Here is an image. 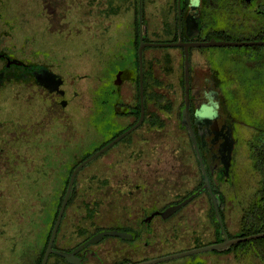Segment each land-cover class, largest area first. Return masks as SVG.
I'll use <instances>...</instances> for the list:
<instances>
[{
  "label": "flooded vegetation",
  "instance_id": "af4514ba",
  "mask_svg": "<svg viewBox=\"0 0 264 264\" xmlns=\"http://www.w3.org/2000/svg\"><path fill=\"white\" fill-rule=\"evenodd\" d=\"M146 1L106 0L100 22L93 20V25L90 26L92 32L98 27H103L106 31L113 23V16H118L122 9L121 16L126 11L132 14V38L125 40L129 43L125 49L130 50L134 56L132 62H128L131 65L127 64L114 77L113 94L117 96L114 120L125 123L123 129L128 127V130L138 122L143 106V120L135 129L138 130L137 133L131 135L135 131L133 130L119 140L118 142L129 138L119 151L139 150L142 142L148 145V151L153 153L148 157L150 152L142 150L138 160L123 167L116 165L118 170L113 172L112 166L117 158L115 156L114 160L108 159V151L115 143L97 156L100 157L99 161L88 169L87 174L82 177L80 174L86 169V165L77 173L73 190L79 178L85 183L100 184V187L94 188L96 197L91 202L96 210L86 227L94 231H90L89 236L77 241L68 249L63 248L66 237L57 236L61 227L65 226L63 220L66 206L53 242V250L71 252L101 231H118L131 235V239L105 236L98 243L86 246L76 254L80 264L139 263L165 256L160 255L166 241L163 240V233L174 232L181 229L183 224L191 223L188 211L192 208H196L197 215L203 213L206 222L203 233L210 235V243L199 242L198 235L192 230L193 237L189 241L193 242V246L186 250L221 242L220 228L216 230L215 224L218 223L211 195L206 188L169 217L160 216L167 207L183 202L200 190L206 180L212 194L219 201L218 213L228 237L231 235L230 230L239 233L255 226L264 232V122L250 121L249 118L244 122L238 117V113L236 115L229 110L228 102H232L237 94L234 83L228 82L222 76L223 71L220 72L214 67L218 57L214 53L213 56L203 54L207 47L189 48V126L183 124L182 119L185 102L184 48L144 47L142 80L138 58L140 34L144 43H194L211 39L234 42L263 41L264 0H158L154 2L155 10L147 9ZM11 3L8 0H0V215L14 216L11 223L15 222L14 225L22 230L32 224L33 215L49 217L51 200L59 199L64 189L67 168L76 167L126 130L113 139L111 137L98 142L92 151L83 154L74 148H68L73 144L80 145L83 141L81 131L77 130V122L83 116L82 113L76 112L73 119L65 117L71 104L76 103L77 109L81 108V97L77 91H72L71 98L67 96L65 75L60 73L62 60L57 61L56 58L48 56V50L44 51L41 46L33 48V39L39 36L40 31L37 29L35 36L33 33L30 35V28H23ZM56 11L60 17L57 20H61H55L51 24L58 30L62 23L66 27L64 20L68 11L65 6L64 9ZM81 22V16L77 15L76 27L80 26ZM44 28L41 26L40 30ZM125 41L121 40L119 46L126 44ZM242 47L257 51L264 46ZM105 48L99 55L105 54L107 57L113 50L111 47ZM167 50L178 51L176 58L180 60L181 66L174 81L175 86L180 89L177 99L180 101L176 102V110L172 113L161 111L163 97L160 93L164 85H167L163 83L162 75L167 72L171 61L166 59ZM258 55L264 60V52H258ZM190 60L194 63L193 66ZM105 61L106 58L92 60L89 70L102 71ZM226 72L229 73L230 70ZM83 77L86 79L89 76ZM235 82L244 89L251 88V93L253 92L248 80ZM100 86L90 88L89 110L94 105V92ZM260 89L261 93H252L253 96L250 94L248 99L251 101L256 96H261L263 108L264 81L261 82ZM8 101L13 102L9 109L3 105ZM55 122L58 128L48 127V124ZM241 128L254 134L251 140H248L246 148L239 146ZM141 129L142 134L138 133ZM162 135H168L172 139L168 172L172 179L169 188L172 200L165 205H162V202L168 192L163 189L167 181L163 177L164 171L161 167L162 153L158 151ZM87 153L91 155L75 165ZM240 169L254 179L244 195L242 184L238 181ZM104 172L107 173L106 176ZM109 172L111 173L108 175ZM118 174L121 175L116 179ZM65 191L66 189L63 197ZM72 195L73 191L70 198ZM81 215H71L74 219L69 222L72 221L74 225ZM226 216L232 218L228 220ZM210 224L214 225L213 231L209 230ZM169 243L172 244V241ZM224 251L212 254L224 258L229 255ZM256 252L255 250L254 256H249L248 262L245 261L246 255L231 254L228 257L233 258L234 264H257ZM203 254L211 253L186 256L189 260L183 264H208V261L201 257ZM50 255L56 254L53 252ZM49 259L50 256L48 261ZM28 261L21 258L19 264ZM216 261L222 264L218 260H213V263L216 264ZM58 264L69 263L62 258Z\"/></svg>",
  "mask_w": 264,
  "mask_h": 264
},
{
  "label": "rangeland",
  "instance_id": "374dc122",
  "mask_svg": "<svg viewBox=\"0 0 264 264\" xmlns=\"http://www.w3.org/2000/svg\"><path fill=\"white\" fill-rule=\"evenodd\" d=\"M105 1L106 0H8V2H12L11 5L16 10L17 16L23 24V28L26 30L30 28V35L33 33L35 36L34 32H36L37 29L40 31L39 36L33 39V48L37 49L41 46V49L44 51L48 50V56L56 58L57 61L62 60L61 62L63 65L60 69V73L65 75L67 96L71 98L72 91H77L78 95L81 97V108L77 109L76 103H73L65 113L66 119H73L76 112L82 113L83 115L77 122V130L81 131L83 141L80 145L73 144L68 147L80 151L81 154L92 151L98 142L110 139L126 126L125 123L116 122L114 120L116 117L114 104L117 102V96L113 94V90L115 89L114 77L127 66L128 62H132L133 60L134 55L130 53V50L128 51L125 49L126 46L128 47L129 45L125 40L129 41L132 38V26L130 25L132 14L130 11H126L123 13L124 15L121 16L122 9L118 16H113V23L106 31H104L103 27H98V29L94 28L92 32L90 26L93 25V20H101ZM156 1L158 0H147L145 3L147 9L155 10L156 6L154 2ZM77 4L80 5L78 9L77 6L79 5ZM75 5L77 6L74 7ZM64 6L65 10L67 9L68 11L64 20L66 27H64L62 23V27L55 30L51 23L57 20V18H60L56 9H64ZM77 15L81 16L82 22L80 26L77 25L76 27L75 17H77ZM60 20L61 19L57 21ZM153 21L152 19V22ZM47 25L50 26L47 27ZM41 26L45 28L40 30ZM121 40L122 42L125 41L126 44L119 46ZM105 47H111V49H113L109 52L107 57H105V54L99 55L102 53V50L106 49ZM261 49L259 48L257 51H254L247 47H207L203 53H214L218 57L213 64L214 67L218 68L220 72L223 71L222 76L228 82L234 83V90L236 91L237 97L232 102H228V107L229 110L236 115L238 113V117L244 122H246L248 118L250 121L264 122V107H261V103L263 102L261 101V96H256L251 101L248 99L250 94L253 96L252 93L259 94L262 91L260 88L261 82L264 81V60L260 59L261 56L258 55V52H264V47ZM165 53L168 54L166 59L169 58L171 61L167 72L162 75L163 83H167V85H164L160 93L163 97L161 101V111L172 113L176 110V105L180 101L177 100L179 99L180 89L175 86L174 81L181 66L180 60L176 58L178 51L167 50ZM165 53L163 52L162 56H164ZM102 58H106L102 71L89 70V64L92 60H99ZM51 60L52 59H50V61ZM190 62L193 66L194 63L191 60ZM70 64H72L71 66L74 68H72ZM260 65L262 66L260 67ZM163 67L164 66H162V68ZM228 70H230L229 73L226 72ZM84 75H88L89 77L85 79V77H83ZM236 80H240L241 83L243 80H248V84L252 86L253 92L251 93V88L244 89L238 86L235 82ZM71 84L72 87H70ZM97 85L101 86L94 92V105L93 108L89 110L90 105L88 96L90 88L92 87L93 89L95 86L97 87ZM3 105L9 109L13 106V102L8 101L6 105ZM8 109L7 111L9 112ZM48 127L58 128V124L56 122L54 124L50 123ZM242 129L243 128L239 130V146L241 148H246L248 140H251L254 134L249 130L243 131ZM137 131L138 130H135L131 135L137 133ZM138 133L142 134L143 130L141 129ZM2 134L5 133L2 132ZM128 139L129 138L125 141ZM171 140L170 136L162 135L160 139L161 147L158 150L162 153L161 167L164 171L163 177L167 181V185L163 191L168 192V195L164 196L162 205L172 200L171 193H169L172 179L168 173L170 170L171 155L169 149ZM125 141L116 143L108 151L110 153L108 159L114 160L113 157L115 156L117 158L115 164L112 166L113 172L118 170V167H115L116 165L123 167L125 164L138 160L142 150L146 153L150 152L148 151V145H144L142 142L138 147L139 150L134 149L121 152L119 149L123 148ZM152 144L154 143L152 142ZM117 151H119V153ZM115 152L116 154H114ZM152 153L151 151L148 157H151ZM99 159L100 157H97L90 161L85 166L86 169L80 173L81 177L87 174L88 169L96 165ZM245 172L246 171L243 169H240V178L238 179L242 184V195L246 193L254 181V179L245 175ZM110 173L111 172H109L108 175ZM104 175L106 176L107 173L105 174L104 172ZM120 175L121 174L116 175V179H118ZM96 186L100 187V184L85 183L81 178H79L75 185L71 205L67 209L63 220L65 226L61 227L66 236L65 244L67 249L72 246L74 242H79L81 240V238L78 237L80 232L86 231L90 233V231H94L90 228H86L89 222L84 219V211L81 206L95 199L94 188ZM104 201L108 202L107 200ZM73 214L75 217L82 214L79 217L80 219L77 221L75 220L74 225L72 221L69 222V220L74 219L71 216ZM188 214L191 216V223L187 225L183 224L181 229L174 232L163 233V240L165 239L166 241H164L160 255L174 254L182 250L185 251L186 249H190L193 246V242L189 241L191 237H193L192 230L198 235L197 239L199 242L204 244L210 239V235L203 233L204 227L206 226L205 219L202 215L203 213L200 212L199 215H197L196 208H192L188 211ZM11 218H14V216H9L8 214L0 215V264H16V262L13 263V259L10 258L11 254L14 252L13 249H16L13 256L18 257L17 255L25 250L24 246H32L35 242L33 238L31 242V236L28 235L23 236V238L19 240L18 235L20 234V229L14 225L15 222L11 223ZM35 218L34 220L32 218V221L37 223V225L39 224V228L41 229V232L36 235V243L39 244L44 235L43 231L46 232V226L44 227L43 225H45L44 221L46 222L47 218H43L42 216H38L37 220ZM231 218V216H226L228 220ZM29 228H32V226ZM209 230L213 231L214 225L210 224ZM229 232L231 235L237 233L235 230H230ZM169 241H172V244H170ZM228 254L229 255L224 256V258L221 257V255L212 253L203 254L201 257L205 258L208 264H214L213 260L221 261L222 264H234L233 258L228 257L231 256V254ZM187 260H189V257L173 259L158 264H183ZM216 264H218L217 261Z\"/></svg>",
  "mask_w": 264,
  "mask_h": 264
},
{
  "label": "water",
  "instance_id": "95a60500",
  "mask_svg": "<svg viewBox=\"0 0 264 264\" xmlns=\"http://www.w3.org/2000/svg\"><path fill=\"white\" fill-rule=\"evenodd\" d=\"M251 45H257V46H264V40L263 41H255V42H234V41H223V40H214L211 39L210 41L206 42H194V43H182V42H176V43H144L142 40V35L140 34L139 38V49H138V58H139V65H140V80H142V51L143 48L146 46H151V47H183L184 48V67H185V102H184V108L182 110V119H183V124H187L189 126V111H188V106H189V86H188V71H189V48L193 47H242V46H251ZM140 93L142 97V84L140 85ZM141 104H142V99H141ZM143 106H141V113H140V118L136 124H134L132 127H130L128 130L120 134L118 137L113 139L111 142H109L106 146H104L102 149L97 151L96 153L92 154L90 157L85 159L83 162L78 164L72 171L66 191L64 194V197L62 199V202L60 204L56 220L54 222V225L52 227L50 237L46 246V249L44 251L42 260L40 264H47L48 258L51 253H55L58 257L63 258L67 263L69 264H80V259L76 256L77 252L82 250L88 245L91 244H96L99 241H101L105 236H116L120 237L121 239H131V235L124 233V232H118V231H101L96 234H94L91 238H89L87 241H85L83 244H81L79 247H77L75 250L71 252H64V251H54L53 250V242L55 239V236L57 234L61 219L63 217L65 208L67 206V203L69 201V198L71 196V193L73 191V185H74V180L76 178L77 173L85 166L87 165L90 161L95 159L97 156H99L101 153L109 149L112 145L117 143L119 140H121L123 137H125L127 134L135 130L142 122L143 120ZM193 138V137H192ZM195 145V141H194ZM200 161V158H199ZM201 162V161H200ZM204 188L208 189L211 195V200H212V205L214 208L215 212V218L216 221L219 225L220 228V235L222 236V241L219 243H214L210 245H206L203 247L191 249V250H186L174 254H169L165 255L159 258L139 262V263H124V264H158L166 261H170L173 259H178V258H183L186 256L194 255V254H199V253H204V252H211V251H223L226 250L227 248L236 245L238 243L244 242V241H249L252 239H257L264 237V232L263 233H258L254 235H249L246 237H238V238H229L223 223L221 221V218L218 213V205L219 201L218 199L212 194L211 188L209 187V184L206 180V184L200 188L197 192H195L193 195L189 196L187 199H185L183 202L169 206L167 207L163 212L160 213V216L162 218H167L177 210H179L181 207L185 206L188 202H190L200 191H202Z\"/></svg>",
  "mask_w": 264,
  "mask_h": 264
},
{
  "label": "trees",
  "instance_id": "16d2710c",
  "mask_svg": "<svg viewBox=\"0 0 264 264\" xmlns=\"http://www.w3.org/2000/svg\"><path fill=\"white\" fill-rule=\"evenodd\" d=\"M135 25L137 26L136 23H135ZM135 40H136V43H138L137 38ZM136 110H137L136 111V117H138L139 108L137 107ZM127 128L128 127H126L125 129H123L120 132H118L117 134H115L112 137V139L114 137H116L117 135H119L122 131L126 130ZM90 155L91 154H89V153L85 154L77 163H75V165L78 164L79 162H81L82 160H84L85 158H87ZM74 167L75 166L67 168L66 181H65V183L63 185L64 189L60 193L59 199L51 200V205H50L51 206V212H50V215H49L50 218L46 217L47 218L46 222L43 219V221L45 223V225H43V226L44 227L46 226V232L43 231L44 235H43L42 240L39 242V244L36 243V241H37L36 235L39 232H41V229L39 228V224L37 225V223H34V221H32V224L31 225L29 224V226L27 228H24V229L20 230L19 231L20 234L18 235L19 236L18 237L19 240L21 238H23V236H25V235L27 236L28 235V236H31L30 237V241L32 242V238H33L35 242H34V244L32 246H29V247L28 246H24L25 250L21 254H18L17 255L18 257H14L13 256V254L16 251V249H13L14 252L10 256V258L13 259L12 260L13 263L16 262V264H19L21 258L23 260H29L28 264H40L41 263V260H42L44 251L46 249V246H47V243H48V240H49V237H50V233H51V230H52V227H53V224H54L58 209H59L61 201H62L64 190L66 189L67 184H68V178L70 176L71 171L74 169ZM71 202H72V198H70V200L68 201L67 209L71 205ZM81 208H82V210L84 211V214H85L84 219H86L87 221L91 220V217H92L94 211L96 210V207L94 206V204H92V202L84 203L81 206ZM39 216H41V215H39ZM31 218H33V220H34V218L37 220L38 216L37 215H33ZM215 225H216V230L218 231L219 230V226L217 224H215ZM30 226H32V228H29ZM258 233H262V230L258 229L257 226H255L254 228L249 227L248 229H243L239 233L235 234V236L229 235V237L236 238V237L254 235V234H258ZM78 235H79L78 237H80L81 239H85V237L89 236L90 233L86 232V231H82ZM219 236H221V235H219ZM59 237H63V238L66 237L64 235L63 229H61V231L59 232L57 238H59ZM75 243H77V242H74V244ZM206 243H210V242L208 241ZM63 248L67 249L66 248V244H65V246H63ZM255 250L257 251L256 252L257 260H258L257 264H264V237L238 243V244L233 245L232 247L228 248L224 252L227 253V254L230 253L232 255L233 254H237L238 256L246 255L245 257H247V258H245L246 259L245 261L247 262V261H250L249 260V256H251V255L254 256ZM210 253H217V252L213 251V252H210ZM60 260H62V258L58 257L57 255H50V259L47 262V264H52V262L54 264H58V262Z\"/></svg>",
  "mask_w": 264,
  "mask_h": 264
}]
</instances>
